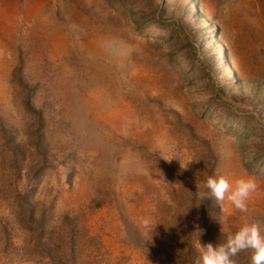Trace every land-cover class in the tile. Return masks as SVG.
Wrapping results in <instances>:
<instances>
[{"label": "rangeland", "instance_id": "obj_1", "mask_svg": "<svg viewBox=\"0 0 264 264\" xmlns=\"http://www.w3.org/2000/svg\"><path fill=\"white\" fill-rule=\"evenodd\" d=\"M219 174L247 212L200 200ZM252 221L264 0H0V264H194Z\"/></svg>", "mask_w": 264, "mask_h": 264}, {"label": "clouds", "instance_id": "obj_2", "mask_svg": "<svg viewBox=\"0 0 264 264\" xmlns=\"http://www.w3.org/2000/svg\"><path fill=\"white\" fill-rule=\"evenodd\" d=\"M188 162L190 161L184 163L183 168L187 167ZM199 187L204 189L199 193L201 201L214 199L219 206L227 204L240 212H247L248 203L258 190V184L251 176L229 179L223 174L208 176ZM201 234L199 231L196 242L198 258L194 264H235L234 257L244 251L251 253L250 264H264V230L259 222L243 223L216 245L202 244L199 239Z\"/></svg>", "mask_w": 264, "mask_h": 264}, {"label": "trees", "instance_id": "obj_3", "mask_svg": "<svg viewBox=\"0 0 264 264\" xmlns=\"http://www.w3.org/2000/svg\"><path fill=\"white\" fill-rule=\"evenodd\" d=\"M38 228H39V230H38V232H37L36 235L39 236V239H40V237L42 235V227L40 225H38ZM208 229H210V230L213 229L212 226H211V224L208 227ZM210 236H211V240L213 242H215V244H217L219 242H222V240H224V237L223 236H221L219 238L213 237L211 234H210ZM47 256H48V259L50 261H54V262L56 261L58 264H67V262L70 263V264L71 263L74 264V261H75V259H74L75 256L70 257V259H68V261H67V259L64 256V254L57 255V253H50V255H47Z\"/></svg>", "mask_w": 264, "mask_h": 264}]
</instances>
